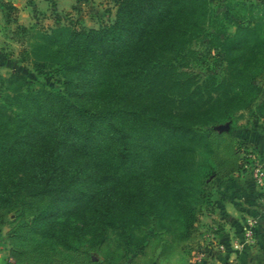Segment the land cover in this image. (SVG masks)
<instances>
[{
  "label": "trees",
  "instance_id": "trees-1",
  "mask_svg": "<svg viewBox=\"0 0 264 264\" xmlns=\"http://www.w3.org/2000/svg\"><path fill=\"white\" fill-rule=\"evenodd\" d=\"M208 1L113 0L116 14L108 24H60L43 33L38 48L56 56L64 88L32 90L23 74L15 76L27 87L16 96L18 113L2 112L0 182L18 192L0 190V222L12 209L38 225L60 213L62 203L89 206L99 214L102 230H114L121 243L75 249L66 264H95L93 251L105 264H129L131 255L149 245L151 230L168 231L165 221L175 212L183 220L182 235L193 232L194 190L175 177L187 152L202 145L213 157L205 178L206 202L213 181L246 171L231 133L193 127L227 118L237 90L255 99L263 95L257 107L264 115V89L247 71L264 50L260 21L237 23L234 33L221 37L218 53L225 74L219 83L213 78L197 84L188 77L187 93L172 92L185 83L177 79L175 62L197 37V25L208 19ZM2 5L8 22L17 23V8L9 1ZM19 29L28 30L22 24ZM163 91H171L170 98L161 95L165 100L156 103ZM36 142L47 145L55 163L24 153ZM61 154L72 161L58 163ZM169 250L164 244L158 256L166 257Z\"/></svg>",
  "mask_w": 264,
  "mask_h": 264
},
{
  "label": "rangeland",
  "instance_id": "rangeland-1",
  "mask_svg": "<svg viewBox=\"0 0 264 264\" xmlns=\"http://www.w3.org/2000/svg\"><path fill=\"white\" fill-rule=\"evenodd\" d=\"M71 1L62 0L57 6L54 5L52 8L48 6L47 10L39 6L45 11H37L33 15L19 9L13 13L17 17V23L8 22L9 15L6 8L3 7V10H0V122L5 120L3 111L12 113L14 109V113H18L20 110L15 107L16 96L21 91L25 92L27 85L22 83V79L15 77L16 74H23L31 82L32 90L44 87L48 90L59 91L64 88L63 83L58 81L62 74L55 70V67H58V61L54 60L56 56L47 49L38 48V44L43 43L41 36L44 32L50 33L60 24H71L72 26L83 24L89 28H96L108 24L115 18L116 7L113 5V0H79L77 5L75 3L77 0L70 5ZM74 3L75 5H72ZM208 3L210 5L208 19L197 25L195 28L197 37L186 44L184 55L175 62L179 74L177 79L185 81L181 87L176 86L172 89V92L177 95L185 91L187 93L188 88L184 89V87L188 77L194 79L193 82L197 84L210 82L213 78L218 83L222 80L225 74V63L218 50L224 33H234L237 23L260 21L264 28V0H209ZM20 24L28 28L27 33L19 29ZM259 59L247 71L254 74L253 77H257L256 81L264 89V50ZM260 62L263 64L260 65ZM38 70L41 72L39 73ZM207 91L208 89L204 88V93ZM161 95L169 99L171 91L158 93L156 103L165 100L163 97L159 98ZM179 96L182 97V95ZM262 96L255 99L237 90L230 102L232 104L227 106V109L232 110L227 118L218 124L203 126L201 129H197V125L193 127L196 131L215 130L218 135L231 133L236 141L235 145L242 153L240 159L246 170L243 173H247V168H251L253 158L264 162V115L260 114L257 107ZM184 109L188 110V107ZM186 117L187 115L185 119ZM221 141L223 148L225 141L223 138ZM47 151V145L36 142L26 147L24 153L54 162L53 157H48ZM221 154L224 153L221 152ZM183 159V167L175 177L184 180L194 190L191 202L195 205L198 216L193 232L187 237L182 235L183 220L179 213L175 212L165 221L166 225H169L168 231L156 234L158 233L156 230H151L153 237L149 245L144 252L131 255L129 264H150L151 262V264H156V261L157 264H166L164 257L158 256L164 244L170 248L167 258L173 264H199L195 256L202 250L206 257V264L214 260L217 252L223 254L221 260L224 264L234 263L229 262L231 259L228 253L229 244L232 243L231 247H233L237 241L244 242L243 236L250 222L238 226L233 237L227 238L224 230L220 229V224L224 225V223L219 221L214 214L216 208L218 209L216 204L218 199L215 200L218 185L220 181L231 176L212 182L211 200L206 202L207 200L203 197V192L206 191L205 178L211 173L213 157L207 153V149L198 145L194 153L187 152V156ZM55 160L60 164L62 162L69 164L72 158L61 154L57 155ZM13 180L17 182V179L13 178ZM10 185L0 182V190L8 193L18 192L13 185ZM259 187L264 195V184ZM60 207V213L38 225L32 224V216L23 217L20 211L12 209L0 222V250L7 251L8 258L3 264H66L75 249H84L88 245L91 246L101 241H107L110 246H117L121 243L114 230H102L99 214L89 206L62 203ZM256 220L252 226L255 231V242L250 245L246 244L243 248L251 247L253 251H260L264 246L257 231L260 222ZM214 232L220 241L227 243L229 246L227 251H220L211 242V235ZM12 250L15 254L11 253ZM90 255L95 264H105L103 257L94 251L90 252Z\"/></svg>",
  "mask_w": 264,
  "mask_h": 264
},
{
  "label": "crops",
  "instance_id": "crops-1",
  "mask_svg": "<svg viewBox=\"0 0 264 264\" xmlns=\"http://www.w3.org/2000/svg\"><path fill=\"white\" fill-rule=\"evenodd\" d=\"M2 1H9L17 10L20 9L22 12L33 15L37 11H45L49 7L57 6L62 0H0V10H3ZM73 1L76 0H72L70 5ZM78 1L75 2L76 5ZM39 6L44 7L45 10L40 9ZM247 176V173H237L220 181L218 192H216L218 209L216 208L214 214L219 221L224 223V225L220 224V229L224 230L227 238L233 237L238 226L251 219H257L256 221L260 222V225L257 226L259 239L264 246V195L261 188ZM220 235L222 236V233ZM231 245L232 243L229 244L230 251H228L231 258L229 262H234L233 264H264V247L260 251H253L251 247L236 250ZM222 255L217 252L214 260L208 264H224L221 260ZM7 259V251L0 250V264L6 263ZM164 260L166 264H173L167 256H164Z\"/></svg>",
  "mask_w": 264,
  "mask_h": 264
},
{
  "label": "built area",
  "instance_id": "built-area-1",
  "mask_svg": "<svg viewBox=\"0 0 264 264\" xmlns=\"http://www.w3.org/2000/svg\"><path fill=\"white\" fill-rule=\"evenodd\" d=\"M253 163L251 164V168H247V177L252 180L256 185L261 186L264 184V162H261L259 159L253 158ZM250 225L247 226V230L245 231V235L243 236L244 242L237 241L234 243V248L236 250H239L243 248L244 245H250L251 243L255 242V231L253 226L254 219H251ZM216 232V229H215ZM215 232L211 235V242L215 245L216 248H218L220 251H227L228 245L225 242H222L219 240V238L215 235ZM218 250V251H219ZM196 261L200 264H206L205 263V254L204 251H200L198 255L195 256Z\"/></svg>",
  "mask_w": 264,
  "mask_h": 264
}]
</instances>
